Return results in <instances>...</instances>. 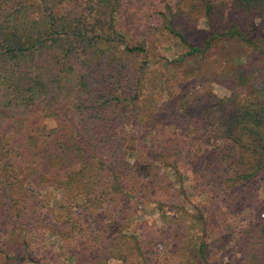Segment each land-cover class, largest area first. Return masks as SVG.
I'll use <instances>...</instances> for the list:
<instances>
[{"label":"trees","instance_id":"obj_1","mask_svg":"<svg viewBox=\"0 0 264 264\" xmlns=\"http://www.w3.org/2000/svg\"><path fill=\"white\" fill-rule=\"evenodd\" d=\"M120 1L0 0V259L153 261L167 229L158 227L147 245L150 224L136 215L150 202L186 210L158 199L173 187L170 169L178 181L212 182L210 192L226 202L189 213L187 226L201 232L191 264H214L205 240L212 223L214 245L226 253L238 232L245 263L264 264V0H194L176 9L167 0H134L148 6L144 17L161 18L154 31L172 40L171 58L158 55L150 30L129 33ZM197 3L209 25L203 44L183 30V14ZM226 42L251 49L252 62L230 54L225 63L209 60ZM197 70L202 86L218 81L229 93L202 95L198 82L185 89ZM240 205L251 215L243 227ZM52 236L58 252L34 249ZM180 239L177 248L187 252Z\"/></svg>","mask_w":264,"mask_h":264},{"label":"rangeland","instance_id":"obj_2","mask_svg":"<svg viewBox=\"0 0 264 264\" xmlns=\"http://www.w3.org/2000/svg\"><path fill=\"white\" fill-rule=\"evenodd\" d=\"M134 0H123L120 1L122 8H121V16H119V20L125 23V26L129 29V33H134L136 37H143L144 35L141 33H144L148 30L152 32L151 37H149V41L152 40L151 44L157 47L158 55L160 56H166L168 58H171L174 53L176 52V47L173 46L172 40L169 38V36L165 33L160 34L156 33L154 31V28L161 24V18L158 17V20L153 22V18L151 17H144V12L146 11L147 7H134L133 4ZM151 0H144L143 3L150 2ZM194 0H167L166 3H169L171 6L176 8H182L179 7L180 5H183L184 3H193ZM154 2V1H152ZM144 4H142L143 6ZM165 7V6H163ZM195 12L194 14H183L186 19H184V26L183 30L189 35V39H192L197 44H203L205 41V38L207 37V33L203 32L204 30H207L209 28L208 25V19L205 15L201 14V10L199 8V4L194 6ZM153 9V7L150 8V10ZM160 11V10H158ZM164 14V11H161ZM228 17L235 18L237 16V12L230 8L227 10ZM151 18V20H149ZM135 20L134 22H131L132 20ZM126 23H130L128 26ZM126 39L130 43H135L136 38L130 36V34L126 37ZM251 49L241 46L235 42H226V43H219L217 44L214 49L212 50V53L209 54L208 59H216L222 58V62L225 63L227 61L228 55H232V57L240 56V60L243 61L245 64H250L252 62L251 57ZM260 58H258L259 61ZM207 61V60H206ZM164 61L159 60L157 63H152V65H155L154 67H158L156 65H161ZM205 63V62H204ZM206 65L208 63H205ZM177 72V69L175 70ZM205 74L202 73V70H197L196 75L194 76L195 80L194 82H191L192 79H184V86L185 89H188L192 84L199 83L196 87L197 90H200L201 88V94L202 95H217V96H225L227 95L228 89L219 84L218 81H214L212 85L210 86H202L205 83L204 76ZM208 78H216V76H212V73L208 74ZM170 77H173V73H170ZM197 77V78H196ZM202 81V82H200ZM190 82V83H189ZM48 124L50 126L55 125V121L53 119H48ZM168 173L170 174L171 182L174 183L173 187L165 188V191L162 192L160 201L162 203H171L176 208L177 204L186 203L187 208L186 210H169L168 206H165L163 210L158 206L157 204L150 202L147 204H142V206H139V211L136 215L137 220L139 221H147L148 224H150V227H145L144 230V240L146 241L147 245L151 242V240L156 237L158 234V227H165L166 232L168 233V239L164 242H161L157 245V249L159 252H156V257L153 259V261L150 262L149 260H132V261H122L119 259H112L109 261V264H191L192 261L190 260L192 255L196 254V248L198 245V242L196 240V237L201 240V232L198 230V228H191L190 226H187V223H192V217L190 216V212L193 213V209L195 206L203 208L205 213L212 212L211 210H215V208L224 209V203H226L222 197L220 196L216 191L210 192L209 189H211L210 184L212 186V182L200 180L195 183L194 181H178L176 180V173L170 171V169H167ZM230 182V181H229ZM184 183V186L182 185ZM232 183V182H231ZM182 188V191H181ZM246 187L245 185L242 186V190H244ZM185 192L186 194V200L187 202L181 200L179 198L180 194H183ZM238 192L234 193V197L230 199L229 201H235L236 196L238 195ZM55 198L60 197V192L54 193ZM260 198H264V186L261 189L260 192ZM53 200V199H52ZM177 203V204H176ZM232 205L233 202H232ZM236 207H233L235 209ZM211 209V210H209ZM240 212L242 211V215L240 218V227H243L244 224H246L250 218L251 215L249 214V211H247L246 207H241L240 205ZM181 211V213L184 215V218L178 219L176 222L172 219H170L171 215H173L175 212ZM180 213V212H179ZM177 219V218H176ZM230 221V218H229ZM157 222V224H160V226L154 225ZM153 223V224H151ZM175 227H174V224ZM182 227V228H181ZM210 229L208 230V233L205 236V240L207 241V249L209 248V256L214 264H248L244 261V254L240 250V247L242 246V243H239L240 235L238 232H232L231 236H234L237 238V241L232 240L228 242V245L225 247L226 253L223 249L219 246V244L213 243L214 233H217V229L215 225L209 224ZM179 235L182 236V240L179 238ZM176 238L180 239V244L183 245H189V249L187 252L183 250V248H177V242ZM81 241L80 239H78ZM175 240V241H174ZM215 241V240H214ZM59 243V244H58ZM60 240L55 238V236L51 238H47L46 240H42L41 238L37 241V244L33 245L34 249L36 251L40 250L44 252L46 250V247L51 250H55V253L58 252V246L60 245ZM57 250V251H56ZM225 253V256L223 254ZM60 259V261L63 260ZM189 259V260H188ZM59 261V262H60ZM55 261H52L51 264H53ZM58 262V263H59ZM0 264H25L22 263L16 259H0ZM64 264H71L70 262L66 261Z\"/></svg>","mask_w":264,"mask_h":264}]
</instances>
